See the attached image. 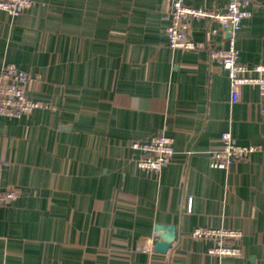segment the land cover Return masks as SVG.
<instances>
[{
	"label": "crops",
	"instance_id": "0c3cea01",
	"mask_svg": "<svg viewBox=\"0 0 264 264\" xmlns=\"http://www.w3.org/2000/svg\"><path fill=\"white\" fill-rule=\"evenodd\" d=\"M174 0H33L0 10V73L16 64L41 104L0 116V264H264V98L231 82L216 49L229 38L210 18L187 30L203 47L172 49ZM237 34L238 61L264 63V0ZM224 14L230 0H184ZM259 151L212 168L222 134ZM164 133L175 155L160 173L137 166L135 140ZM175 229L167 253L140 251L157 226ZM199 227L242 232L240 257L209 254Z\"/></svg>",
	"mask_w": 264,
	"mask_h": 264
},
{
	"label": "built area",
	"instance_id": "2783aa9c",
	"mask_svg": "<svg viewBox=\"0 0 264 264\" xmlns=\"http://www.w3.org/2000/svg\"><path fill=\"white\" fill-rule=\"evenodd\" d=\"M247 3V0H230L226 12L220 15L204 7L188 6L184 0H174L170 14L171 22L167 28L170 48L196 51L202 48L203 44L192 39L186 23L200 18L219 21V30L228 36L229 47L213 50L212 56L221 61L222 68L230 78L234 103L238 102L240 88L244 85L257 87L261 97L264 98V63L251 65L238 61L237 34L243 28L245 20L252 16ZM33 4V0H0V10L16 18L30 9ZM30 79L29 73L16 64L9 63L3 67L0 73V116L19 119L31 115L41 107V104L30 96ZM222 141L220 149L210 151L212 168L228 170L236 162L247 159L259 151L257 146L238 144L228 132L222 134ZM131 148L141 152L137 166L147 174L160 173L172 162L175 155L174 140L164 133H159L148 141L135 140ZM16 196L15 191H9L5 196L0 195V203L11 204ZM184 237L191 240L213 241L215 244L209 249V254L214 256L240 257L243 254L240 244L243 234L236 229L199 227ZM155 239L156 233L153 238L147 240V246L138 250L153 254Z\"/></svg>",
	"mask_w": 264,
	"mask_h": 264
},
{
	"label": "water",
	"instance_id": "95a60500",
	"mask_svg": "<svg viewBox=\"0 0 264 264\" xmlns=\"http://www.w3.org/2000/svg\"><path fill=\"white\" fill-rule=\"evenodd\" d=\"M157 234L161 237V241L156 244L155 251L158 253H167L172 243L176 239L175 229L170 226H157Z\"/></svg>",
	"mask_w": 264,
	"mask_h": 264
}]
</instances>
